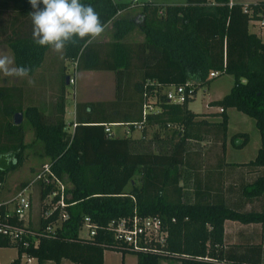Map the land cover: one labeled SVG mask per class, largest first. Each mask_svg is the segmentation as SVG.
I'll use <instances>...</instances> for the list:
<instances>
[{"label": "trees", "instance_id": "16d2710c", "mask_svg": "<svg viewBox=\"0 0 264 264\" xmlns=\"http://www.w3.org/2000/svg\"><path fill=\"white\" fill-rule=\"evenodd\" d=\"M10 1L18 12L28 16V26L32 25L28 0ZM82 2L96 9L104 25L111 23L112 36L105 41L95 39L70 44L62 60L74 61L76 69L112 71L115 98L76 103V109L93 105V120L88 119L89 114L85 119L76 115L69 132L63 118L65 64L58 74V91L48 110L42 104L22 106L18 87L0 85V116L7 113L13 117L19 112L25 118L36 138L42 141L49 158L46 162L67 184L66 201H74L66 207L68 217L55 233H39L36 245L17 248V252L24 249L35 257V264L61 259L72 264H104L103 249L127 251L122 244L114 242L110 231L105 229L106 222L130 215L134 209L139 215L158 216L166 231L163 243L150 241L149 249L131 251L136 264H158L160 259L168 257L178 259L180 264H245L224 261L212 251L213 246L221 242L225 218L263 223L264 210L237 211L221 201L208 202L196 195L190 199L177 181L184 182L182 164L194 140L212 131L224 137L228 107L252 118L259 143L247 164L264 168V33L260 37L247 26L248 20L264 14V0L245 5L229 3V0H184L166 4L150 0L139 4L113 0ZM130 6L138 7L136 15L117 16V11ZM134 27L139 29L141 39H122ZM3 42L15 63L29 66L30 73L40 65L48 49L36 45L30 34L14 30L4 36ZM209 71L233 77L228 91L208 102L221 109L210 113L219 114L218 121L197 118L203 113L194 112L186 105L192 97H186L181 103L165 98V86L186 80L195 92L197 85L209 80ZM132 73L138 77L129 85L128 77ZM147 96L152 97L157 110L145 113L142 119L141 108ZM140 121L138 136L107 133L103 126L121 122L131 132L132 123ZM147 125L171 129L162 135L154 129L144 138ZM236 135L246 140L245 132L233 134ZM23 147L21 122L14 123L11 118L0 124L1 181L20 164ZM26 182L21 181L18 187ZM171 187L175 190H169ZM44 192L41 190L40 195ZM242 192L247 196L263 193L264 171L245 184ZM54 215L55 212L45 219L38 216V221H28V226L42 232V226ZM84 215H89L96 224L91 238L78 236ZM0 246L12 245L0 237ZM11 262L17 264L18 259L13 258Z\"/></svg>", "mask_w": 264, "mask_h": 264}, {"label": "crops", "instance_id": "0c3cea01", "mask_svg": "<svg viewBox=\"0 0 264 264\" xmlns=\"http://www.w3.org/2000/svg\"><path fill=\"white\" fill-rule=\"evenodd\" d=\"M113 1H120V0H113ZM232 1L245 5L248 3H255L261 0H229V3H231ZM126 2H130V0H127ZM183 2L184 0H182V2L180 3ZM153 3L157 4L156 2ZM123 11H119L118 13ZM253 21L255 22V20L253 19L248 20L247 22L248 30L254 32L258 36H260V34L262 36L264 30L261 28L262 31L260 32L257 31V27L255 26L256 23L254 24V26L252 25ZM49 50H50L49 48L46 49L40 65L34 70V72H36L44 64V62H46L45 60L48 59L49 57V55L47 57V52H50ZM58 60H59L58 62H60L61 65L64 64L65 61H67L66 59L62 61V58ZM50 61L47 63H50L52 65L53 63H55V60H53V62ZM69 61L72 64V70L75 71L76 74L75 77L81 75V77H89L90 79H93L94 76H98L96 75L97 73L103 74L105 71H108V70L76 69L74 61L72 60ZM61 65L59 64V67ZM55 71L56 70H54V72ZM65 72H66L65 83H67L68 73L66 70ZM109 72L111 73L110 77H114L113 72L112 71ZM31 74L32 73H30L29 76ZM72 78L74 82L75 79L74 77ZM167 88L168 87L165 86L163 89L165 90ZM93 101H95L93 100V96L92 98H80V99L73 97L71 100L65 98L63 118L65 121V128L67 131L69 132L72 131L74 126L73 123L76 115L78 118L85 119L86 117H89L88 116L89 114L90 117L88 119L93 120V105H91V107L79 106L76 109V103L93 102ZM209 101L210 100L207 101V104ZM208 106L209 107L215 106L217 107V109H210L201 112L203 114L197 116V118L201 117L208 122H212L214 116L211 115L210 113L217 112L219 110V106L209 105V104ZM229 108L230 107L225 109L227 115L226 128L229 118V112H228ZM156 110L157 107L153 105V109L151 111H156ZM67 116L69 117L67 118ZM111 123H107V124H111ZM110 130H111V134H114L112 131V124L110 125ZM124 131L125 129L122 130V132ZM237 132H245V131L237 130L235 133ZM246 141H248V135L246 136L245 141L242 138L241 141L237 140L236 142H232L231 138L228 137L224 138L215 135L214 133L212 134L211 132L207 138L194 140V143L191 144L189 148H187V152L184 156V160L182 164V168L184 172V182L182 181V179H179L177 181V185L180 186L181 190L185 192L186 197L193 199L196 195L198 199L208 202L221 201L227 207L237 211H263L264 192L256 196H247L242 192L243 186L245 184L249 183L257 174L264 171L263 167H255L247 164V161L252 159L255 154V151L259 143V136H258V142L257 143L254 142L255 148H253V154H251V156L249 155L240 156L237 153H235L245 148ZM231 145L233 146L231 147ZM169 190L174 191L175 188L171 187V189ZM212 251L214 253H217L219 256H221V258L224 261L227 262H243L245 264H264V222L263 223L241 222L239 220L225 218L222 221L221 242L220 244H215L213 246ZM18 254L19 252H17V250L15 249V255L10 259V262L13 258L19 259ZM50 261L51 260H47L43 264H46V262H50ZM102 261L104 264H136V257L135 254L133 253L131 255L128 252L126 253L117 250L103 249ZM57 264H72V262H70L67 259H61ZM158 264H180V261L176 258L168 257V258L160 259Z\"/></svg>", "mask_w": 264, "mask_h": 264}, {"label": "rangeland", "instance_id": "374dc122", "mask_svg": "<svg viewBox=\"0 0 264 264\" xmlns=\"http://www.w3.org/2000/svg\"><path fill=\"white\" fill-rule=\"evenodd\" d=\"M126 2L127 0H120ZM141 1L144 0H137L135 3L139 4ZM156 2L157 4H166V3H180L182 0H151ZM13 2V1H12ZM138 12V7L130 6L123 12H120L119 15H135ZM16 18V20H15ZM19 18H22V22H27L26 24L18 23ZM254 19V18H253ZM256 23L257 31H262L261 27L257 24V21H253V26ZM21 27H17L18 25ZM28 16L23 15L21 12H18L13 3L10 0L6 2L0 1V52L6 53L10 56L11 51L7 47V45L3 42V38L5 35L9 34L11 30L19 32L20 34H30L31 35V28L32 25H29ZM105 31L104 33L96 38V41H105L112 36L113 27H111V23L105 24ZM255 27V28H256ZM260 28V29H259ZM261 36V34H260ZM124 40H131L136 41L141 39V33L137 27L132 28L131 31L126 33L122 38ZM47 52V57L51 56L55 63L50 64L47 63L50 61L51 57L46 59L44 64L36 71L32 72V74L28 78L23 79H12V78H2L0 77V85L10 86V87H18L20 89V98L22 106L26 104H37L38 106L42 104L43 108L46 110L50 109L51 101L54 95L57 94L58 91V74L61 69V63L58 62V59H61L60 56L49 50ZM51 59L50 62H53ZM63 61V60H62ZM58 62V63H57ZM56 64V65H54ZM59 64L61 65L59 67ZM66 71L69 76L74 77V82L64 83V95L65 98L71 100L73 97L75 98H92L93 100H102L108 101L114 97V90H115V82L114 77H110V72L105 71L103 74L97 73L93 79L89 77H81V75L75 77V71L72 70V64L69 60L65 61ZM55 66V67H54ZM54 70H56L55 73ZM48 72V73H47ZM86 76V75H84ZM137 75L133 74L129 75L128 77V84L134 83L137 79ZM210 77V76H209ZM89 78V79H88ZM28 79H32L35 83L30 85L28 83ZM57 79V82L55 83ZM233 81V77L231 74L228 73H218L215 76L209 78L207 82L201 85H197L192 98L187 102V107L197 113L204 112L210 109H217L215 106H208L207 101L211 99H217L221 97L225 92L228 91L229 87L231 86ZM132 91V90H131ZM124 92V91H123ZM67 96V97H66ZM189 98V97H188ZM149 104H152V97H149L148 100ZM153 105V104H152ZM150 108V110H152ZM149 110V111H150ZM229 118L227 122V128L225 131L224 138H231L232 142L241 141L244 138L241 135L233 136V134L239 131H245L248 135V141H246V146L241 151L235 152L240 156H251L253 154L254 142H258V131L253 124V120L251 117L247 116L246 114L237 111L234 108H229ZM241 115V116H240ZM213 122L218 121L219 114L215 113L213 115ZM69 116H67L68 118ZM13 120V117L8 115L7 113H2L0 116V124H3L5 121ZM22 124L23 129V142L24 147L22 149V159L19 165H17L14 169L8 172L3 186L1 194L3 197H9L18 188V185L23 180H29L35 173V171L39 168V166L46 161L49 160L48 156L45 155L42 141L36 138L34 134V130L29 126V124L25 121V118L20 115V121L18 123ZM126 125V124H125ZM124 124L119 126L112 125V131L114 134H132L134 136L140 135V127H134L133 130L124 131L123 129L126 128ZM211 126V124H210ZM212 126H216L215 123ZM211 126V127H212ZM218 128V127H217ZM157 129L159 131V135L164 134L165 132H169L171 128L168 130L165 128L156 127L155 125H147L144 130V138H147L151 135L152 131ZM213 129V128H212ZM111 131V130H110ZM213 134V131H212ZM246 135V136H247ZM205 136L204 138H207ZM236 137V138H235ZM176 139V137H174ZM229 140V139H228ZM233 145H231L232 147ZM235 148V147H233ZM238 149V148H237ZM0 154V158H1ZM137 178H135L136 180ZM172 194L169 193V197ZM33 198H36V191L33 192ZM33 216H37L38 208L36 201L34 203L33 208ZM33 217V219H35ZM34 221V220H33ZM113 250V249H111ZM132 255L130 251H125ZM134 254V253H133ZM15 249L12 246H0V264H13L10 262V259L14 257ZM63 261V260H62ZM58 262L50 261L46 262V264H57Z\"/></svg>", "mask_w": 264, "mask_h": 264}, {"label": "built area", "instance_id": "2783aa9c", "mask_svg": "<svg viewBox=\"0 0 264 264\" xmlns=\"http://www.w3.org/2000/svg\"><path fill=\"white\" fill-rule=\"evenodd\" d=\"M135 1L137 0H130L132 3ZM253 20L257 21V24L264 30V14L260 13L258 18ZM216 74V71L208 73L210 77ZM67 81L73 82V78L68 75ZM166 87L168 88L163 92L165 98L170 102L181 103L186 97H192L194 94L193 87L188 80L177 85L169 84ZM148 98L147 96V100ZM147 100L141 108L142 119L145 113L153 107ZM219 110L221 109L219 108ZM112 125H123V123L113 122ZM103 126L104 130L109 133V125L105 123ZM132 126L141 127V121L133 122ZM127 129L126 126V132ZM3 183L0 180V206H2V210L0 209V237L4 238L5 243L12 245L16 250L36 245L39 233H55L61 222L68 217L66 207L74 202L66 201L67 184L54 173L48 162L41 164L34 175L9 197L4 198L1 194ZM43 189L45 192L40 195V191ZM34 191H36L35 199L33 198ZM35 201L38 208L36 218L32 212ZM54 212V217L42 226V232H36L28 226V221L36 222L38 216L42 219L48 218ZM33 217L35 221H33ZM95 229V222L89 215H84L80 221L78 236L91 238ZM105 229L110 231L114 242L122 244L127 251L147 250L150 241L161 244L166 233L158 216L139 215L134 209L130 215L108 220ZM18 258V264H35L36 261L35 257L26 253L24 249L20 250Z\"/></svg>", "mask_w": 264, "mask_h": 264}, {"label": "clouds", "instance_id": "9594fccd", "mask_svg": "<svg viewBox=\"0 0 264 264\" xmlns=\"http://www.w3.org/2000/svg\"><path fill=\"white\" fill-rule=\"evenodd\" d=\"M32 28L31 38L41 47H47L61 58L70 44L100 37L105 26L100 14L82 0H28ZM41 4L43 7H41ZM31 68L17 65L15 58L0 52V77L28 78ZM30 85L35 82L28 79Z\"/></svg>", "mask_w": 264, "mask_h": 264}, {"label": "water", "instance_id": "95a60500", "mask_svg": "<svg viewBox=\"0 0 264 264\" xmlns=\"http://www.w3.org/2000/svg\"><path fill=\"white\" fill-rule=\"evenodd\" d=\"M20 121V113L17 112L13 115V122L18 123Z\"/></svg>", "mask_w": 264, "mask_h": 264}]
</instances>
